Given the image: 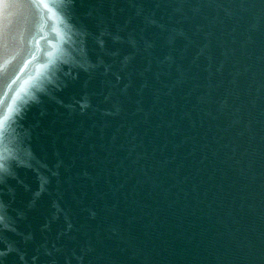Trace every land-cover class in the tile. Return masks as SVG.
<instances>
[{"label":"water","instance_id":"1","mask_svg":"<svg viewBox=\"0 0 264 264\" xmlns=\"http://www.w3.org/2000/svg\"><path fill=\"white\" fill-rule=\"evenodd\" d=\"M0 264H264V0H0Z\"/></svg>","mask_w":264,"mask_h":264}]
</instances>
